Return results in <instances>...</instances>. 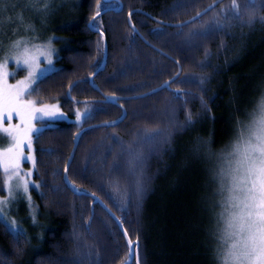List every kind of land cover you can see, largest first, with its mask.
Returning <instances> with one entry per match:
<instances>
[{
  "label": "trees",
  "instance_id": "16d2710c",
  "mask_svg": "<svg viewBox=\"0 0 264 264\" xmlns=\"http://www.w3.org/2000/svg\"><path fill=\"white\" fill-rule=\"evenodd\" d=\"M237 2L239 19L232 0H68L32 95L90 113L34 136L42 224L28 244L0 220V264H121L128 239L139 264H217L220 157L264 98V23L245 22L264 7Z\"/></svg>",
  "mask_w": 264,
  "mask_h": 264
},
{
  "label": "snow or ice",
  "instance_id": "6c2138e0",
  "mask_svg": "<svg viewBox=\"0 0 264 264\" xmlns=\"http://www.w3.org/2000/svg\"><path fill=\"white\" fill-rule=\"evenodd\" d=\"M32 0H30V3ZM35 3H43L44 7L37 9L40 12H47L51 0H34ZM260 7H264V0H259ZM249 6L257 4V0H247ZM211 7V6H210ZM208 9H205L207 12ZM231 14L238 19L241 18L237 0H232L230 6ZM100 14L98 5L96 16ZM202 13H197V17ZM96 16L93 17L95 21ZM264 23V16H259L256 11H250L245 21L252 25L256 20ZM23 22V18H20ZM11 22V21H9ZM4 21L0 19V34L3 32ZM222 27V25H220ZM26 31H35L29 26ZM24 39H17L12 47L19 49L21 45L27 44ZM2 47V43H0ZM45 47L48 48L47 64H51V42ZM28 49L25 48L16 63L21 69H29L27 80L18 81L17 84L0 87V141L6 140L8 147L0 151V172L5 176L10 173L17 179L22 175L20 163L24 160H31L35 164L33 156H25L23 149L31 150V137L29 133H35L38 129L29 126L15 125L3 127L4 122H10L13 116L20 117L23 121V113H45L49 116L54 113L47 111L50 106L43 105L40 108L36 104H43L39 100L25 99L35 91V83L40 71L39 65L34 59L27 56ZM8 59V58H6ZM6 65H0V69ZM35 70H32V69ZM13 76L14 73L0 72V82L5 76ZM167 83V82H166ZM55 107V106H51ZM77 118L80 114L77 113ZM189 123L191 117L188 118ZM111 123H115L114 121ZM157 134L159 130H157ZM170 134L166 135L160 145L153 148L158 151L163 144L169 142ZM193 151H196L194 148ZM143 154L134 157V163L130 161L133 172L143 175ZM216 178L219 182L217 195L221 197L218 206L221 211L217 214L218 222L221 225L217 237L220 247L216 250L217 264H264V98H262L256 110L250 114L249 123L237 130V138L231 145V150L223 153L220 157ZM28 182L24 181L25 190ZM137 193L143 191L141 179L136 181ZM19 187V183L17 184ZM6 201H0L2 206ZM119 222V218H116ZM13 227L15 222H12ZM127 237V231L123 230ZM129 246L128 256L121 261L127 264L128 260L135 257L136 264H139L138 243L133 244L131 239L127 241Z\"/></svg>",
  "mask_w": 264,
  "mask_h": 264
},
{
  "label": "rangeland",
  "instance_id": "374dc122",
  "mask_svg": "<svg viewBox=\"0 0 264 264\" xmlns=\"http://www.w3.org/2000/svg\"><path fill=\"white\" fill-rule=\"evenodd\" d=\"M44 7L43 3H35L34 0H0V19L4 21L3 32L0 34V65L6 67L0 69L3 73H14V77L5 76L3 82H0V87H6L17 84L18 81L27 80L29 69H21L18 67L16 60L20 57L24 49H28L27 56L34 59L39 65L40 71L38 77L53 70L56 66L54 57L60 54L62 49L66 47L65 39L59 37L57 24L65 11H72L73 6L68 4V0H51L47 12H40L37 9ZM23 18L21 22L20 18ZM11 21V22H9ZM243 23V21H240ZM31 26L35 31H26L25 29ZM17 39L27 40L28 43L21 45L19 49L13 48L12 44ZM51 42V64H47L48 48L45 45ZM8 58V59H6ZM32 70H35L34 68ZM38 78V79H39ZM37 79V80H38ZM36 80V81H37ZM36 84V83H35ZM35 87V85H34ZM25 99L36 100L33 95L26 96ZM57 101L53 103L36 104L35 107L40 108L43 105L50 106L47 111L54 113V115H47L45 113H23V121L20 117L13 116L10 122H4L3 127L24 125L31 126L38 129L35 133H29L31 137V150L27 147L23 149L25 156H33L34 153V136L46 126H51L58 119L73 120L76 123L81 121L90 113V108L81 106L74 110L73 115L66 114L58 105ZM55 106V107H51ZM77 113L80 118H77ZM8 147L6 140L0 141V151ZM21 177L17 179L13 174L5 176L3 173V189L4 194L0 193V201H6L0 206V220L6 225L8 229L13 232L22 233L26 237V241L35 242L38 239L41 222L38 217L29 211L33 209L32 194L40 195L39 182L33 178L35 164L31 160H24L20 163ZM27 181V189L25 190L24 181ZM19 183V187L17 184ZM195 183V182H194ZM36 212L38 207H35ZM39 216V214H37ZM12 222H15L13 227Z\"/></svg>",
  "mask_w": 264,
  "mask_h": 264
}]
</instances>
